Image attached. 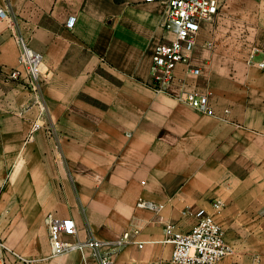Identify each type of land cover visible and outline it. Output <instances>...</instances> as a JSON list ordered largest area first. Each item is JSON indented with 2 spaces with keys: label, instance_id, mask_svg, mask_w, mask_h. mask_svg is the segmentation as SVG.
I'll use <instances>...</instances> for the list:
<instances>
[{
  "label": "crops",
  "instance_id": "1",
  "mask_svg": "<svg viewBox=\"0 0 264 264\" xmlns=\"http://www.w3.org/2000/svg\"><path fill=\"white\" fill-rule=\"evenodd\" d=\"M0 3V235L12 248L32 264H85L80 251L51 257L53 215L76 222L72 240L132 232L113 264H169L165 226L188 231L220 199L235 252L218 264H264V68L249 62L264 49V0H222L197 38L202 76L176 70L215 116L153 89L154 48L171 36L159 4ZM18 36L44 55L37 90L8 78L24 71Z\"/></svg>",
  "mask_w": 264,
  "mask_h": 264
},
{
  "label": "built area",
  "instance_id": "2",
  "mask_svg": "<svg viewBox=\"0 0 264 264\" xmlns=\"http://www.w3.org/2000/svg\"><path fill=\"white\" fill-rule=\"evenodd\" d=\"M159 4L163 9L161 26L171 36L154 48L150 75L152 87L157 93L166 94L197 112L206 116H215L209 92L199 85L187 86L179 78L176 70L184 66L185 73L194 79L202 76V68L195 61L197 38L207 23L212 22L220 13L221 0H145ZM9 19L6 6L0 3V25ZM76 20L70 18L68 26L73 27ZM20 56L19 62L24 71L12 70L8 78L25 81L37 90L44 67V55L30 47L21 36L17 37ZM263 55L261 60L258 57ZM250 63L264 68V49L256 47L250 54ZM34 131L41 128L34 124ZM138 207L158 211L152 202L139 200ZM222 200L213 202L215 213L198 216L196 223L183 231L174 223L165 226V243L173 245L169 264H218L235 252L227 241L226 232L217 221L216 215L222 211ZM187 214V212H185ZM51 257H57L71 251H80L85 264H113L121 250L132 241V232H125L117 240L92 238L72 240L78 236V227L72 218L60 219L49 215L46 220ZM139 231L136 230L134 234ZM28 258L12 248L0 235V264H32Z\"/></svg>",
  "mask_w": 264,
  "mask_h": 264
},
{
  "label": "trees",
  "instance_id": "3",
  "mask_svg": "<svg viewBox=\"0 0 264 264\" xmlns=\"http://www.w3.org/2000/svg\"><path fill=\"white\" fill-rule=\"evenodd\" d=\"M124 1H126V0H116V2H118V3H122Z\"/></svg>",
  "mask_w": 264,
  "mask_h": 264
},
{
  "label": "rangeland",
  "instance_id": "4",
  "mask_svg": "<svg viewBox=\"0 0 264 264\" xmlns=\"http://www.w3.org/2000/svg\"><path fill=\"white\" fill-rule=\"evenodd\" d=\"M221 2H222V0H221ZM44 69V68H43Z\"/></svg>",
  "mask_w": 264,
  "mask_h": 264
},
{
  "label": "bare ground",
  "instance_id": "5",
  "mask_svg": "<svg viewBox=\"0 0 264 264\" xmlns=\"http://www.w3.org/2000/svg\"><path fill=\"white\" fill-rule=\"evenodd\" d=\"M44 68V67H43Z\"/></svg>",
  "mask_w": 264,
  "mask_h": 264
}]
</instances>
